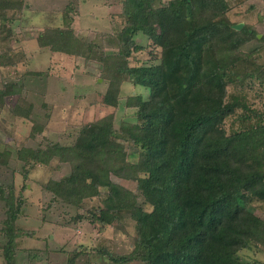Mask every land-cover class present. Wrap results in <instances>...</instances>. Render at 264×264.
<instances>
[{
  "label": "trees",
  "instance_id": "1",
  "mask_svg": "<svg viewBox=\"0 0 264 264\" xmlns=\"http://www.w3.org/2000/svg\"><path fill=\"white\" fill-rule=\"evenodd\" d=\"M61 1V26L48 38L39 37L41 47L68 54L75 39V54L84 56L87 50L90 56L100 46L74 27L80 22L81 0ZM105 1L110 18L125 19L114 35L117 53H105L99 61L109 81L102 99L105 116L80 130L72 146L23 148L17 158L41 165L58 158L70 165L69 175L45 186L65 206L83 209L86 200L106 192L102 205L77 214V222L102 230L126 219L135 223L133 251L111 256L116 264H253L240 254L251 244L264 247V220L250 207L254 200L264 202V117L259 121L260 112L250 100L230 88L264 99V66L254 56L258 49L243 51L256 32L249 26L232 28L227 0ZM27 5V0H0V43L13 34L10 25ZM141 35L150 51L136 42ZM137 54L147 60L139 63ZM152 58L160 60L152 64ZM128 79L149 92L146 98L126 99V107L137 110L136 122L117 129L114 113ZM4 81L0 107L23 92L18 81ZM240 110L244 124L229 132L226 122ZM42 132L35 125L31 135ZM122 141L132 145L131 152ZM6 149L0 150V166L8 170L11 154ZM111 176L135 182L138 196ZM0 180L2 235L8 240L0 253L7 264H16L15 239L24 234L17 222L25 198L17 195L14 182L9 185L1 175ZM74 261L75 255L68 264Z\"/></svg>",
  "mask_w": 264,
  "mask_h": 264
},
{
  "label": "rangeland",
  "instance_id": "2",
  "mask_svg": "<svg viewBox=\"0 0 264 264\" xmlns=\"http://www.w3.org/2000/svg\"><path fill=\"white\" fill-rule=\"evenodd\" d=\"M27 1L26 9L10 25L15 33L13 31L6 42L0 43V89L6 84L5 78L11 80L9 82L18 81L23 90L20 96L9 97L4 106L0 107V150L5 151L6 146L11 154L8 158V170L0 166V175L9 185L14 182L17 195L21 193L25 198V205L17 222L24 234L15 239L16 264H68L74 255V264H116L111 256H128L133 251L135 223L126 219L119 222L118 227L109 226L102 230L88 221L77 222L73 219L77 214L85 215L87 210L102 205L106 192L103 190L101 197L86 200L83 209L65 206L45 186L50 181H60L69 175L70 165L62 163L58 158L48 165H41L30 159L17 158L16 152L23 148H45L48 143L72 146L80 130L85 127L90 129L91 123L105 116L107 110L102 99L109 81L104 78L99 61L105 53H117L118 43L114 35L122 28L125 19L114 15V18H110L112 12H109L105 0H81L80 22L74 27L77 32L86 34L88 42H95L100 46L99 50L92 52L90 56L87 50H83L84 56L75 54L78 47L74 39L70 46L71 53H54L49 48L41 47L39 37L48 38L47 34L59 29L62 23L61 11L65 4L55 0L56 7L53 10L50 8L52 0ZM227 2L231 23H243L244 28L249 26L256 32L257 38L245 45L243 51L249 54L258 49L254 54L255 62L264 66V0ZM136 42L147 46L149 51L152 49L144 35L137 37ZM146 57L137 54L136 58L139 63H144ZM153 60L155 59L152 58L151 62ZM159 60L157 58L152 64ZM15 64L17 65L14 66ZM41 73L45 75L40 76ZM237 90L230 88L231 93L238 97L246 96L250 100L255 110L260 112V121L264 117V99L257 93L243 95L242 92L237 93ZM148 92L143 87H135L129 79L124 82L119 94L120 103L114 113L117 129L136 122L137 110L126 107V99L138 94L146 98ZM16 111L20 115H16ZM243 114L240 110L229 118L226 122L229 132L239 129L241 123L244 124ZM35 125L41 126L43 132L33 137L31 134ZM122 143L124 150L128 153L132 151L130 143ZM111 179L138 196L135 182L115 176H111ZM143 202L139 198V203L150 210ZM2 206L3 204L0 205V210ZM250 207L256 216L264 220V202L254 200ZM1 214L0 211V245L6 246L8 240L2 235L4 225ZM240 257L246 262L264 264V247L251 244L249 249L241 252ZM0 264H7L2 253ZM133 264L144 263L134 261Z\"/></svg>",
  "mask_w": 264,
  "mask_h": 264
},
{
  "label": "water",
  "instance_id": "3",
  "mask_svg": "<svg viewBox=\"0 0 264 264\" xmlns=\"http://www.w3.org/2000/svg\"><path fill=\"white\" fill-rule=\"evenodd\" d=\"M232 28L234 30H236V31H241L244 28V24L243 23H240V24H237V25L232 26Z\"/></svg>",
  "mask_w": 264,
  "mask_h": 264
},
{
  "label": "crops",
  "instance_id": "4",
  "mask_svg": "<svg viewBox=\"0 0 264 264\" xmlns=\"http://www.w3.org/2000/svg\"><path fill=\"white\" fill-rule=\"evenodd\" d=\"M29 8H30V6H29ZM48 10V9H47ZM29 11H31V10H29ZM45 12H48V11H45ZM61 20V19H60Z\"/></svg>",
  "mask_w": 264,
  "mask_h": 264
}]
</instances>
